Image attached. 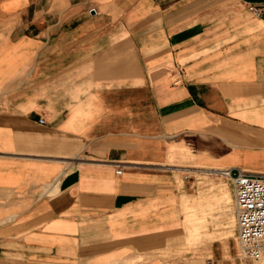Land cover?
I'll list each match as a JSON object with an SVG mask.
<instances>
[{"label": "crops", "instance_id": "crops-1", "mask_svg": "<svg viewBox=\"0 0 264 264\" xmlns=\"http://www.w3.org/2000/svg\"><path fill=\"white\" fill-rule=\"evenodd\" d=\"M235 167L264 0H0V264H264L223 230Z\"/></svg>", "mask_w": 264, "mask_h": 264}, {"label": "built area", "instance_id": "built-area-1", "mask_svg": "<svg viewBox=\"0 0 264 264\" xmlns=\"http://www.w3.org/2000/svg\"><path fill=\"white\" fill-rule=\"evenodd\" d=\"M222 174L233 183L239 257L257 262L264 258V172L235 167Z\"/></svg>", "mask_w": 264, "mask_h": 264}, {"label": "rangeland", "instance_id": "rangeland-1", "mask_svg": "<svg viewBox=\"0 0 264 264\" xmlns=\"http://www.w3.org/2000/svg\"><path fill=\"white\" fill-rule=\"evenodd\" d=\"M233 202L234 200H232L231 198H228V203L231 204V217L228 219L226 226L223 228V230H225V233L228 235L230 234V239L232 244H235L237 246V254L239 256V250H238V241H237V224H236V215L234 213V206H233ZM238 260H243L245 262H251L253 263V261L251 259H241L240 257H238Z\"/></svg>", "mask_w": 264, "mask_h": 264}]
</instances>
